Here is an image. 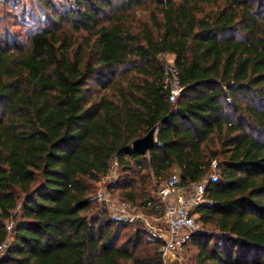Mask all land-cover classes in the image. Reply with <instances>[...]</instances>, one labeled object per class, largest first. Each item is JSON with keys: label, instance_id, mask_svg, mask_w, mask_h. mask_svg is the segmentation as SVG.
Instances as JSON below:
<instances>
[{"label": "trees", "instance_id": "16d2710c", "mask_svg": "<svg viewBox=\"0 0 264 264\" xmlns=\"http://www.w3.org/2000/svg\"><path fill=\"white\" fill-rule=\"evenodd\" d=\"M70 1L23 43L0 34V264H164L96 184L113 162L108 191L142 208L173 170L190 184L212 161L187 264H264V0Z\"/></svg>", "mask_w": 264, "mask_h": 264}, {"label": "built area", "instance_id": "2783aa9c", "mask_svg": "<svg viewBox=\"0 0 264 264\" xmlns=\"http://www.w3.org/2000/svg\"><path fill=\"white\" fill-rule=\"evenodd\" d=\"M163 70V83L169 90V100L173 101L182 90L173 59L164 60ZM226 100L230 101L229 96ZM216 180V161H212L208 175L194 183H182L179 173L173 171L167 180L157 184L155 198L149 200L142 207L143 210L130 202L114 199L107 189L97 192L94 199L104 203L115 218L140 225L159 238L162 241L159 252L164 264H187L184 257L186 243L200 228L196 210L201 205L211 203L206 188L208 183ZM12 225L13 222H9L7 230ZM7 246L6 241L0 244V258L5 254Z\"/></svg>", "mask_w": 264, "mask_h": 264}, {"label": "rangeland", "instance_id": "374dc122", "mask_svg": "<svg viewBox=\"0 0 264 264\" xmlns=\"http://www.w3.org/2000/svg\"><path fill=\"white\" fill-rule=\"evenodd\" d=\"M51 5L41 6L40 0H0V34L8 35L12 38H17L21 43L25 42L27 35L32 32L47 26L44 21L52 11L63 10L65 7L70 6V0H49ZM44 24V25H43ZM163 60H172L173 56L166 54L161 56ZM174 171V170H173ZM172 171V172H173ZM118 175V170L112 162L110 170L100 182L96 184L94 194L99 191L108 190V187ZM157 184H154L153 196H156ZM114 199L120 200L116 192L112 193ZM98 206H104V203L95 202ZM140 210L141 207L136 206ZM149 212V211H145ZM111 214V213H110ZM112 215V214H111ZM191 252L185 250L184 257L187 259ZM190 260V259H188ZM187 262V260H186ZM192 264V261H188Z\"/></svg>", "mask_w": 264, "mask_h": 264}, {"label": "water", "instance_id": "95a60500", "mask_svg": "<svg viewBox=\"0 0 264 264\" xmlns=\"http://www.w3.org/2000/svg\"><path fill=\"white\" fill-rule=\"evenodd\" d=\"M156 142V130L150 129L144 136L132 141V149L140 154H145Z\"/></svg>", "mask_w": 264, "mask_h": 264}]
</instances>
